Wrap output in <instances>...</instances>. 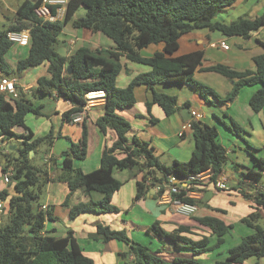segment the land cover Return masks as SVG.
<instances>
[{"label":"trees","instance_id":"1","mask_svg":"<svg viewBox=\"0 0 264 264\" xmlns=\"http://www.w3.org/2000/svg\"><path fill=\"white\" fill-rule=\"evenodd\" d=\"M237 0H70L63 22L49 23L38 18L35 10L42 0L34 3L23 2L17 11L19 20L28 21L29 25L21 24L0 30V73L2 78H11L9 54L17 48L8 39V34L21 32L32 26L30 30L29 53L27 58L16 65V74L29 69L48 65V77L38 80L35 94L43 97L57 95L73 104V108L64 114V119L71 121L72 117L81 113L87 105L86 95L90 92L104 91L106 93L104 115L97 120L100 132L107 135L112 130L117 135L110 147L105 148L100 167L91 173H84L75 168L76 161H84L88 153V127L83 123L82 137L78 143H71L69 151L63 154L62 174L56 178L69 188L65 206L69 207L71 196L82 190L87 196L100 194L101 199H90L70 208L69 217L75 220L86 213L117 214L120 209L112 204L114 195L121 189L123 182L115 175L117 172L137 171L143 174L137 183L139 201L147 194L156 182L163 181L167 175L178 178L198 176L210 171V183H214L222 174L228 163L227 149L221 143L217 126H208L201 121H192L194 151L186 163L175 161L167 166L156 157L154 149L147 142L137 137L130 138L131 123L119 112L135 107L137 101L135 92L139 87H146L151 92V100L146 103L148 116L153 123L158 121L152 117V107L158 105L170 117L179 110L178 98L159 92V85H186L196 91L199 96L210 103L212 96L218 102L227 99L235 101L241 90L246 87H256L258 90L249 101L250 108L255 114L264 110V55L254 59L255 71L238 72L224 65L205 69V72L217 73L234 82L231 93L225 98L216 94L210 87L195 80L194 75L202 65L204 54L193 53L180 58H171L179 48V39L196 30L219 32L226 37L247 38L253 32L264 27V16L256 19L239 18L226 24L216 20L226 9L232 8ZM84 7L87 14L84 18L75 20L76 29H87L94 33H102L115 43L114 51H98L92 53L86 49L79 50L72 57H62L58 54V37L64 26L73 20L77 11ZM53 14L56 12L52 9ZM164 46L163 52L154 54L151 58H143L141 51L151 45ZM125 56L129 61L151 68L149 73L140 74L133 78L125 89L117 87V78L121 72L120 58ZM70 67L72 74H68ZM190 107V104H185ZM42 107L36 106L22 93L17 99H9L0 94V138L7 140L18 137L15 128L28 132L23 137L17 157L11 153L4 156L6 164L4 172L12 168L14 173L10 186L14 187L15 195L9 191L0 192V199L5 203L4 212L9 213V222L0 225V264H95L87 257L69 231L64 238H56L53 232L47 230V222L53 220L51 210L44 212L38 201L46 186L51 182L50 168L47 165L35 166L30 153H38L41 147L52 146L54 133L33 140L26 125L29 114L42 116ZM218 123L223 125L234 136L239 138L244 133L243 128L230 119L229 125L220 117L215 116ZM252 150L251 144H247ZM258 172L250 169L244 174L239 192L251 202L254 210L241 220L253 233L244 237L239 245L228 251L227 258L217 260L215 264H245L251 259H264V227L259 225L264 210V190L258 185L257 179L264 172V159L254 157ZM193 203V201L183 200ZM224 212L223 210H215ZM3 212V213H4ZM199 223L215 238L204 236L193 240L188 235L191 229L179 227L168 233L159 223H155L149 232L161 239L173 243L180 252L190 253L192 258H176L171 263L164 261L156 253L141 244L132 242L126 231H115L109 226L100 224L91 239L109 243L118 241L130 246L134 256V264H198L197 256L221 249L226 237L234 230L233 225L224 221L206 217Z\"/></svg>","mask_w":264,"mask_h":264},{"label":"crops","instance_id":"2","mask_svg":"<svg viewBox=\"0 0 264 264\" xmlns=\"http://www.w3.org/2000/svg\"><path fill=\"white\" fill-rule=\"evenodd\" d=\"M25 1L34 3L37 0H0V30L21 24L29 25L28 21L19 20L17 16L18 8ZM86 14V8L81 7L73 20L64 26L58 37L57 51L65 54L67 58L72 57L81 49H86L92 53L114 51L115 43L104 34L74 28L73 22L84 18ZM263 16L264 0H237L232 8L221 12L216 20L229 24L243 17L256 19ZM31 28L32 26H29L25 29L31 30ZM221 42H224L229 50H223L220 47ZM163 49L162 44L151 45L143 49L141 55L143 58H151L154 54L163 52ZM199 52L204 54V58L202 65L194 75L195 80L210 87L216 94L225 98L233 90L234 82L222 75L204 70L217 65H224L238 72L255 71L254 59L264 55V27L251 33L247 38L226 37L219 32L206 29L196 30L179 39V48L170 57L180 58ZM28 53L29 49L26 47L17 48L16 51L13 50L9 54L12 64L8 62L10 66H13L11 75L13 76L12 79L16 81L18 91L36 106L42 107L41 117L29 114L26 118V125L33 136V140L45 137L51 132L54 133L55 138L49 150L46 146L41 147L38 153L31 152L33 155L30 156L31 159L41 156L42 165H47L50 168L52 181L47 185L48 188L53 182H57L59 185L54 188L59 197L53 199L49 192L47 203L42 204L53 213V220L48 221L46 226L48 231L53 232L54 237L64 238L69 231H73L77 244L95 264H134V256L130 253L129 245L118 241L104 243L90 238V235L96 232L97 226L103 224L115 231H126L132 242L143 246L148 247L147 243L151 241L149 244L151 246L154 244L155 247H148L150 251L156 253L164 261L171 263L176 258H192L193 256L190 253L178 251L170 241L151 234L149 228L155 223H159L160 227L168 233L176 231L179 227L190 228L191 234L188 236L193 240L197 241L207 236L211 238L213 243L215 238L211 237L210 231L199 223L202 218L214 217L224 221L227 225H233L234 230L230 235L234 234L238 226L247 227L241 223V220L253 213L254 204L245 199L239 192V184L250 182L244 179V174L248 170L252 169L254 172H258V170H256L255 164L250 167H244L245 165L240 164L239 154L244 152L246 155L256 157L253 153L256 150H252L250 147L244 149L237 146L234 135L230 136L227 133L229 147L227 148L225 145L224 147L227 149L229 160L221 174L227 180V190H216L210 182H206V189L202 192L201 199L197 201L199 211L195 216L186 217L177 213L173 205L164 204L160 201L152 187H149L144 198L135 201L137 183L142 180L143 174H137V171L134 170L117 172L115 175L118 180L123 182V186L112 200V204L120 209V213H86L75 220H71L69 213L72 206L81 202H88L91 198L99 200L101 195L93 194L90 197L79 190L71 196L69 207L65 206L70 193L69 188L66 184L56 180L62 174L63 154L69 151L70 142L78 143L80 141L83 123L86 121L89 133L87 158L84 161H76L74 166L86 174L91 173L100 167L105 148L117 141V135L112 130L104 135L97 127V120L104 115L105 101L97 100L95 105L86 111L83 122L74 123L73 120L64 119V114L74 107L70 101H66L57 95L43 97L35 94L38 80L48 77V65L16 74L17 63L27 58ZM120 64L121 72L117 78V87L120 89L127 88L134 77L151 71L150 67L131 62L125 56L120 58ZM3 76L0 73V80ZM157 88L159 92L175 95L178 98L177 107L179 110L176 114L168 117L161 107L154 105L152 117L158 122L153 123L148 116L146 107V103L151 100V92L146 87H139L135 92L137 101L135 107L121 111L119 115L127 119L132 125L130 138L137 137L141 141L149 143L154 149L156 157L167 166L172 165L175 161L186 163L192 156L194 142L190 123L195 121L193 112L199 114L201 116L200 121L208 126H217L215 118L217 116L223 117L221 118L223 120L232 119L251 137L257 131L264 133V110L255 114L249 105L250 98L258 90V86H246L235 101L230 102L227 99L224 103L218 102L212 96L209 97L210 103L205 102L196 91L186 85L163 84ZM187 103L190 104V107H185ZM13 131L18 137L7 140L0 138V192L9 191L11 196L15 195L14 187L5 184L2 178L6 164L4 156L11 153L12 157H17L23 137L28 135V132L22 128H15ZM9 146L13 148L12 151L7 150ZM120 174L122 177H117ZM258 185L264 190L263 185L259 183ZM52 187L53 185L50 186V190ZM215 210H223L224 212ZM261 215L262 220H264V210L261 211ZM0 216H2L0 217V225H2L6 220V214ZM248 229L250 232L243 230L246 236L252 234L251 229L249 227ZM240 243L241 241L237 245ZM221 249L197 256L198 264H215L217 260L226 259L230 249L225 252ZM256 262V259H251L245 264H255ZM258 262L264 264V259Z\"/></svg>","mask_w":264,"mask_h":264},{"label":"built area","instance_id":"3","mask_svg":"<svg viewBox=\"0 0 264 264\" xmlns=\"http://www.w3.org/2000/svg\"><path fill=\"white\" fill-rule=\"evenodd\" d=\"M70 0H42V4L35 10L38 18L44 22L56 23L63 22L65 19L67 6ZM52 9L56 12L53 14ZM8 39L14 44L15 48L28 47L30 43V29H24L21 32H12L8 34ZM220 47L227 51L229 47L224 43H220ZM0 94L5 95L9 99H17L19 91L16 86V81L11 78H2L0 80ZM106 93L104 91L90 92L86 95L87 105L83 111L72 117L74 123H82L86 111L93 105L97 100L105 101ZM195 121H200L201 116L196 112L192 113ZM47 160L49 158L47 157ZM13 169L8 168L3 173V182L5 184L11 183L13 176ZM211 178V172L207 171L198 176H191L188 178H178L175 175H167L163 181L156 182L152 187L158 195V198L164 204H171L175 207L176 212L186 216H195L198 211V204L202 197V192L206 189V182H209ZM227 180L223 176H219L218 179L211 183L216 190L226 191ZM150 187V181L147 183ZM183 200L193 201V203L184 202ZM5 203L0 199V214L4 212ZM44 212L48 211L47 206L41 208Z\"/></svg>","mask_w":264,"mask_h":264},{"label":"rangeland","instance_id":"4","mask_svg":"<svg viewBox=\"0 0 264 264\" xmlns=\"http://www.w3.org/2000/svg\"><path fill=\"white\" fill-rule=\"evenodd\" d=\"M7 61H9L12 64L10 59H7ZM10 71L12 73L13 66H10ZM221 118H223V117H221ZM227 119H226L227 121L226 120H224V121L227 122L230 125L231 124L230 118H227ZM217 127H218V130H219L220 134H221V136H220L221 137V143L228 148L229 147V144H228L229 141H228V138H227V134H229L230 136H232L233 134L229 130H227L223 125H221L218 122H217ZM259 132L260 131H257L253 137H251L248 133H246V131L244 133H242V137L243 138H239L237 136H234V137L236 139L235 142L237 143L236 144L237 146H240V147L245 149V148L249 147L247 144H251L254 147V149H256V151L253 152L254 155L256 156V158L264 159V133H262V131H261L260 132L261 135H260ZM235 142H234V144H235ZM8 149H10V146L7 147V150ZM239 155H240L239 156V158H240L239 159V161H240L239 163L242 164V165H245L244 167H247V166L250 167L251 165L256 164V161L254 160V157H252L251 155H246V154H244V152L240 153ZM235 157H236V155H235ZM33 162L35 163V165H41L42 164L41 156H38ZM256 170L259 171V168L257 167ZM121 174L119 176H117V177H122ZM256 179H257V182L259 184L264 186V172H262V175L260 177L256 178ZM52 185H53V187L50 190V186H52ZM50 186H49V188H48V186H46L44 192L42 194H40V198H39V201H38L39 205L47 203L49 192H50L51 197L53 199H57L59 197V195L57 194V191L54 189V188H56V186H59L58 183L57 182H53V183H51ZM3 214H6V220H5V222L3 223L2 226H5L9 222V218H8L9 217L8 216L9 213H2V215ZM0 217H2V216H0ZM259 225L264 227V220H261L259 222ZM243 230H249V229H248V227H244V226L236 227L234 234L226 237L225 245L222 247L221 251L225 252L228 249H232V248L236 247L237 243L242 241L241 239L243 237H246V235L243 233ZM249 232H250V230H249ZM251 233H253L252 230H251ZM150 242L147 243V246L148 247H155L154 244H153V246H151L149 244Z\"/></svg>","mask_w":264,"mask_h":264},{"label":"water","instance_id":"5","mask_svg":"<svg viewBox=\"0 0 264 264\" xmlns=\"http://www.w3.org/2000/svg\"><path fill=\"white\" fill-rule=\"evenodd\" d=\"M58 54H59L60 56H62V57H65V54H63V53H61V52H58ZM67 71H68V74H72V71H71V68H70V67L67 68ZM9 150L12 151L13 148H10ZM32 155H33V153L30 154V156H32Z\"/></svg>","mask_w":264,"mask_h":264}]
</instances>
